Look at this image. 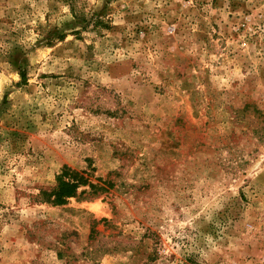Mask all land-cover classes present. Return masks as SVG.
I'll return each mask as SVG.
<instances>
[{"label": "rangeland", "instance_id": "374dc122", "mask_svg": "<svg viewBox=\"0 0 264 264\" xmlns=\"http://www.w3.org/2000/svg\"><path fill=\"white\" fill-rule=\"evenodd\" d=\"M0 264H264V0H0Z\"/></svg>", "mask_w": 264, "mask_h": 264}, {"label": "trees", "instance_id": "16d2710c", "mask_svg": "<svg viewBox=\"0 0 264 264\" xmlns=\"http://www.w3.org/2000/svg\"><path fill=\"white\" fill-rule=\"evenodd\" d=\"M56 37L61 39L62 35L57 34ZM64 174L65 176L68 175L69 177H71V179L69 180V179L64 178ZM64 174H61L57 177L56 185L53 188L51 195H50L52 196L51 202L54 205L65 203L66 199L68 197L73 196L78 186L83 182V179L79 175V173L69 168H65Z\"/></svg>", "mask_w": 264, "mask_h": 264}]
</instances>
